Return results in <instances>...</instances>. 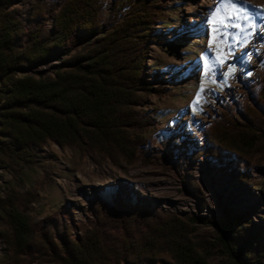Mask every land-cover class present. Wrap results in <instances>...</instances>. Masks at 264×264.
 Returning a JSON list of instances; mask_svg holds the SVG:
<instances>
[{
	"label": "rangeland",
	"instance_id": "1",
	"mask_svg": "<svg viewBox=\"0 0 264 264\" xmlns=\"http://www.w3.org/2000/svg\"><path fill=\"white\" fill-rule=\"evenodd\" d=\"M40 1L14 0L7 10L19 11L27 31L37 24L51 31L60 9L55 0ZM36 4L48 11L44 10L42 19L31 21ZM114 4L106 0L103 31L113 25ZM203 5L207 13L201 12ZM221 19L239 25L230 27L231 36L219 31ZM155 29L158 41L146 47L144 68L152 89L140 91L142 102L137 108L147 121L140 133L144 145L138 159L132 164L113 162L98 153L50 141L39 151L34 166L18 173L0 168V197L17 196L38 230L50 227L56 232L57 226L58 240L65 230L73 238L83 236L92 226L94 206L111 207L121 198L131 206H148L157 216L198 217L203 222L192 223L198 242L220 235V226L213 220L224 226L230 217L240 219L232 229L237 247L251 255L263 252L264 152L248 165L227 155L218 163L220 167L204 155L206 131L228 103L234 108L238 102L249 105L260 114L249 87L264 78V0H165ZM84 48L70 44L54 60L16 77L54 78ZM156 75L160 82L154 81ZM260 115L254 116L256 123L262 121L255 130L263 136V147L264 115ZM82 175L106 185L90 190ZM12 259L16 264H62L37 251L16 257L0 235V264ZM210 260L230 264L226 251H216Z\"/></svg>",
	"mask_w": 264,
	"mask_h": 264
},
{
	"label": "trees",
	"instance_id": "2",
	"mask_svg": "<svg viewBox=\"0 0 264 264\" xmlns=\"http://www.w3.org/2000/svg\"><path fill=\"white\" fill-rule=\"evenodd\" d=\"M13 1L0 4V168L18 173L34 166L50 141L113 162L134 163L147 123L137 109L140 91L152 89L144 72L145 50L158 41L155 25L165 0H114L113 25L105 31L106 0H55L60 10L51 31L41 24L27 31L19 11L7 10ZM32 9L31 21L48 11L45 5ZM49 12L55 14L54 9ZM70 44L85 48L54 78L16 77L54 60ZM159 80L156 75L154 81ZM249 93L264 115V78ZM260 114L249 105L238 102L234 108L228 103L206 131L204 156L217 167L227 155L251 163L264 152L263 136L256 131L262 121L254 119ZM93 214L83 236L73 238L65 230L58 240L57 226L56 232L38 230L17 196L0 197V235L16 257L37 251L62 264H214L210 259L218 250L226 251L230 264H264V251L251 255L237 247L232 229L240 219L230 217L224 226L213 220L220 235L198 242L192 227L203 222L198 217L157 216L148 206H131L121 198L111 207L95 205Z\"/></svg>",
	"mask_w": 264,
	"mask_h": 264
},
{
	"label": "snow or ice",
	"instance_id": "3",
	"mask_svg": "<svg viewBox=\"0 0 264 264\" xmlns=\"http://www.w3.org/2000/svg\"><path fill=\"white\" fill-rule=\"evenodd\" d=\"M213 15H215V14H213ZM220 22L222 24V27L219 29V31L222 32L224 36H231L232 35V33L230 31V27L231 28L239 27V25L235 24L231 20L225 22L223 19H221ZM213 23H215V21H213ZM213 30L216 31L217 29L214 28ZM229 47H231V45H229Z\"/></svg>",
	"mask_w": 264,
	"mask_h": 264
},
{
	"label": "bare ground",
	"instance_id": "4",
	"mask_svg": "<svg viewBox=\"0 0 264 264\" xmlns=\"http://www.w3.org/2000/svg\"><path fill=\"white\" fill-rule=\"evenodd\" d=\"M207 10H208L207 6L203 5L201 12L202 13H207L208 12ZM192 12L193 11L191 10L190 13H192ZM82 176H83V179L86 180L91 185V189L90 190H92L93 187H95V186H105L106 185V183L103 180H99V182H95L94 183V181H91V179H89L87 175H82Z\"/></svg>",
	"mask_w": 264,
	"mask_h": 264
}]
</instances>
